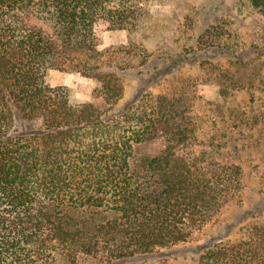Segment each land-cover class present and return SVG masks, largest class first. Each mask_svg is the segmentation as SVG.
Wrapping results in <instances>:
<instances>
[{
  "label": "trees",
  "instance_id": "trees-1",
  "mask_svg": "<svg viewBox=\"0 0 264 264\" xmlns=\"http://www.w3.org/2000/svg\"><path fill=\"white\" fill-rule=\"evenodd\" d=\"M146 2L0 0V264H137L243 187L221 150H185L199 135L173 94L122 102L121 73L101 62L102 27L133 31ZM53 69L97 79L93 98L52 85ZM232 234L196 246L192 264H264V225Z\"/></svg>",
  "mask_w": 264,
  "mask_h": 264
},
{
  "label": "rangeland",
  "instance_id": "rangeland-1",
  "mask_svg": "<svg viewBox=\"0 0 264 264\" xmlns=\"http://www.w3.org/2000/svg\"><path fill=\"white\" fill-rule=\"evenodd\" d=\"M144 12L133 31L101 30V62L121 73L122 102L141 89L173 94L199 135L185 150H221V159L243 170V187L208 224L137 263L192 264L195 247L213 236L233 231L239 239L264 225V0H147ZM50 82L68 86L77 101L91 100L98 85L61 69L50 72ZM78 258V264L99 262Z\"/></svg>",
  "mask_w": 264,
  "mask_h": 264
}]
</instances>
